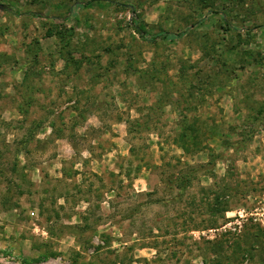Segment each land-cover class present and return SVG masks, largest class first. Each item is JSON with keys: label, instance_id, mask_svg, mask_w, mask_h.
Segmentation results:
<instances>
[{"label": "rangeland", "instance_id": "obj_1", "mask_svg": "<svg viewBox=\"0 0 264 264\" xmlns=\"http://www.w3.org/2000/svg\"><path fill=\"white\" fill-rule=\"evenodd\" d=\"M263 189L264 0H0V264H264Z\"/></svg>", "mask_w": 264, "mask_h": 264}, {"label": "built area", "instance_id": "obj_2", "mask_svg": "<svg viewBox=\"0 0 264 264\" xmlns=\"http://www.w3.org/2000/svg\"><path fill=\"white\" fill-rule=\"evenodd\" d=\"M227 218L228 221L221 228L236 230L246 223L264 226V189L249 204L231 211Z\"/></svg>", "mask_w": 264, "mask_h": 264}, {"label": "trees", "instance_id": "obj_3", "mask_svg": "<svg viewBox=\"0 0 264 264\" xmlns=\"http://www.w3.org/2000/svg\"><path fill=\"white\" fill-rule=\"evenodd\" d=\"M11 13H14L16 15H31V16H36L39 18H45L44 15L39 14V13H32V12H20V11H14V10H10ZM54 20H57L56 18H54ZM137 23V20L135 21ZM135 23V24H136ZM134 31L139 35V37L141 39H143L144 41H154L156 39H165V38H176V37H180L182 35V33H173V32H169V31H164L161 32L159 34L156 35H150L148 33H146L145 31H143V29L141 27H139V25H136V27H134ZM186 179H180V182H186ZM225 210L224 208H222V211Z\"/></svg>", "mask_w": 264, "mask_h": 264}]
</instances>
